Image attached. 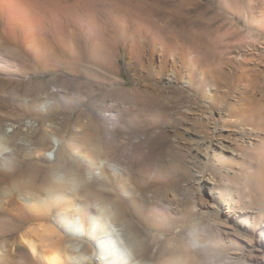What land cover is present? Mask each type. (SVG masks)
<instances>
[{"label":"rangeland","instance_id":"rangeland-1","mask_svg":"<svg viewBox=\"0 0 264 264\" xmlns=\"http://www.w3.org/2000/svg\"><path fill=\"white\" fill-rule=\"evenodd\" d=\"M198 1V10L205 15L201 25L208 26L209 37L181 34L178 27L162 29L163 35L146 44L141 53L144 67L120 47L117 73L87 57L65 72L25 68L29 73L37 68L35 74H28L33 84L41 82L45 89L57 86L59 90L54 91L58 111L43 121L18 119L19 101L25 99L24 78L0 72V143L33 151L31 159L40 166L45 165V153L48 162L70 166L73 160L77 164L72 169L78 162L80 168L81 159L64 143L54 151L53 142L45 136L79 140L86 135L102 143L98 156L122 169L121 174L108 168L102 172L111 180L104 186V200L125 210L132 227L126 228L122 221L107 220V224L117 230L126 257L135 263L175 258L185 264H264V0ZM196 13L195 9L191 15ZM220 26L234 30L243 41L222 55L219 80L197 78L192 84L181 63V47H190L194 58L214 62ZM174 67L179 73H174ZM243 69V77L252 73L250 86L240 79ZM12 86L20 90L18 95H11ZM136 87L178 92L180 101L174 104L169 98L164 104L156 103L150 94L138 95ZM244 89L254 95V111L261 118L245 112L248 99L238 93ZM221 93H227V98ZM109 104L118 114L115 123L105 118ZM13 141L19 142L18 147ZM100 183L88 181L93 186ZM120 183H125L127 191L118 188ZM6 186L8 191L13 185ZM51 235L44 236L41 246L46 253L59 247L57 235ZM12 242L6 244L11 253L22 249L19 240L11 246ZM142 243L146 253L133 254ZM65 244L69 246V241Z\"/></svg>","mask_w":264,"mask_h":264},{"label":"bare ground","instance_id":"bare-ground-1","mask_svg":"<svg viewBox=\"0 0 264 264\" xmlns=\"http://www.w3.org/2000/svg\"><path fill=\"white\" fill-rule=\"evenodd\" d=\"M198 2V0H0V72L7 76L22 77L25 81V99L19 101L18 107L22 112H18V119L43 121L51 117L52 111L59 107V102L54 99L56 94L54 91H59L57 86L55 89L50 87L45 89L41 82L33 84L28 77V74H35L37 68L45 73L65 72L67 68L78 65L87 57L98 61L104 70L112 74L117 73V53L120 47L131 55L137 65L144 67L141 53L146 44H153L157 37L163 35L162 29L172 27L177 30L178 27L181 34L195 33L198 38L206 39L210 31L208 26L201 25V19L205 15L204 10H198ZM195 9L197 13L191 15ZM195 27L200 31L195 30ZM219 31L221 40L216 48L217 58L210 62L211 64L216 61L213 66L205 62V59L201 60L198 55L195 58L193 54V57L190 56V50L192 52L190 47H181L184 49L181 55L179 54L181 63L187 68L188 79L192 84L197 82V78L203 81L207 78L214 80L220 78L219 61L222 55L228 48L243 41V36L240 38L234 30L223 29L220 26ZM18 58L23 63L17 62ZM29 66H32V69L37 68L29 73L25 69ZM177 70L174 67V73L177 74ZM244 72L245 70L241 73L240 79L245 78L248 84L246 86H250L252 73L251 76H246L245 73L243 77ZM114 82L117 83V80ZM9 83L11 84V81ZM192 89L196 94L199 93L197 88ZM15 90L16 87L10 89L13 93L11 95H18L20 90L18 89V92ZM149 91L135 88L138 95L146 97L150 94L156 103L164 104L169 98L173 99L171 103L174 104L180 101L178 92L172 91L169 94L163 89ZM238 93L248 99L245 112H250L251 118L254 114L260 116L255 117L261 118V113L254 111L253 104L256 100L251 91L244 89ZM220 96L227 98V93H221ZM105 111L106 120L115 123L118 114L112 110V105H107ZM45 139L53 142L54 151L62 149L64 145L68 147L77 160L81 159V166L78 169V162L77 168L72 169L77 163L74 164L71 159L70 166L48 162L47 159L50 157L46 153L45 165L40 166L31 159L33 151L20 150L19 142L13 141V145L18 147L17 150L0 143V264H138L126 257L127 253L121 246L117 230L107 224V220L122 221L126 228L132 227L125 210L118 207L115 202L107 203L104 200L107 195L104 186L111 180L102 172L108 168L115 174H121L122 169L109 162L107 158L99 157L97 152L104 146L101 147L102 143L93 139L88 140L86 135L81 136L79 140L76 137L62 140L56 135L45 136ZM36 153L35 150L34 154ZM95 179L101 181L99 186L88 184V181ZM7 184L13 185L8 191ZM126 187L125 183H120L118 188L125 192ZM78 189L81 192L76 196ZM48 223H54L56 226L52 228L50 225L47 226ZM27 227L29 230L22 232ZM55 228L60 230L62 235ZM29 232L33 235L30 236ZM51 234L57 235L55 242L59 247L49 249L46 253L45 250H41V246L45 245L44 236ZM67 236L71 237L67 239ZM11 240H13L11 246L14 241L19 240L23 245L22 249L14 253L7 250L6 244ZM65 241H69V246H65ZM81 243L82 247L79 248ZM146 251L147 246L142 243L134 248L133 254L143 255ZM154 264L185 263L171 258L166 261L157 259Z\"/></svg>","mask_w":264,"mask_h":264}]
</instances>
